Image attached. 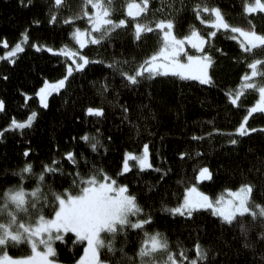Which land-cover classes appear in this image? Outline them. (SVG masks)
Here are the masks:
<instances>
[{
	"label": "trees",
	"instance_id": "1",
	"mask_svg": "<svg viewBox=\"0 0 264 264\" xmlns=\"http://www.w3.org/2000/svg\"><path fill=\"white\" fill-rule=\"evenodd\" d=\"M203 2L219 7L233 25H254L255 30L264 31V15L244 13V0ZM192 3L193 0H149L147 18H174L173 30L177 34H187L195 28L206 35L213 26L205 25L203 19H210L212 13L202 11L197 18L191 10ZM50 5L52 0H0V41H7L0 43V99L4 100V108L0 109V203L16 193V198L23 200L15 220L34 222L53 215L57 193L63 195L64 189L76 193L82 178H103L107 174L118 185H127L128 193L136 197L143 211L133 213L116 230L101 233L98 255L103 264H172L170 254L181 248L190 258L196 257L197 242L206 254L205 259L198 258V264H264V240L258 237L259 217L253 227L247 228L251 220L247 214L243 220L227 224L207 209L195 210L192 217L171 211L182 202L186 188L192 184L215 199L226 190L251 182L254 188L250 203L254 200L264 204V177L255 171L257 157L264 156V131L260 130L264 114H252L249 124L257 131L245 137L237 134V145L228 144L227 138L219 135L203 137L213 126H235L243 112L242 107L235 111L237 106L225 100V90L239 82V74L244 70L242 62L232 59L242 51L239 41L234 39L236 34L231 29H216L211 44L205 45L213 56V66L209 68L213 84L175 77L153 78L150 86L144 82L136 89L125 88L120 77L112 75L108 65L100 61L115 57L122 65L134 64L133 58L141 59L158 47L156 30L142 33L137 40L134 20L126 15V0H111L110 17L126 18L129 24L122 26L125 31L115 29V37L102 45H86L82 51L93 57L91 67L69 76L60 91L50 94L45 108L35 95L37 90L45 80L55 81L67 75L63 66L72 58L48 52L43 46L77 47L69 25L59 20L49 23ZM83 7L84 0H62L60 16L75 17ZM145 15L141 13L136 19ZM78 23L87 26L83 17ZM25 33L28 38L22 39ZM17 42H22L23 50L11 59L6 57L5 52ZM33 44L41 47L33 48ZM255 52L264 54L258 49ZM106 82V91L101 93ZM255 98L256 94L248 90L241 103H253ZM125 103L130 113L127 119L120 108ZM89 106L103 107L104 114L87 113ZM33 110L37 116L31 125L8 127L13 119H26ZM129 120L139 124V136ZM194 132L202 138H194ZM85 133L88 140L82 139ZM96 141L99 142L93 149L91 144ZM144 143L148 144L154 167L123 171L125 153L142 152ZM67 151L74 153L75 162L65 155ZM180 151L185 152L184 157L179 156ZM26 164L30 165L28 170ZM204 166L209 168L210 175L195 179ZM137 215L146 221L141 228L133 227ZM148 215L152 216L151 221L147 220ZM242 223L247 235L240 227ZM145 233H159L166 245H145ZM65 239L66 243L56 241L55 258L63 264H73L82 254L83 245L74 242L73 234H66ZM145 247L150 250L141 253ZM2 252L23 256L31 253V247L25 237L20 241L7 237L0 241Z\"/></svg>",
	"mask_w": 264,
	"mask_h": 264
},
{
	"label": "snow or ice",
	"instance_id": "2",
	"mask_svg": "<svg viewBox=\"0 0 264 264\" xmlns=\"http://www.w3.org/2000/svg\"><path fill=\"white\" fill-rule=\"evenodd\" d=\"M62 0H52L50 5L49 23H54L59 20L62 24L70 26V36L74 39L77 47H71L64 44L62 47L53 48L44 45L48 52L62 53L65 57H71L63 66L67 75H63L60 79L50 83L48 80L43 82L36 92L39 98V103L43 107H48V97L52 92H58L65 86L66 80L76 70H86V66L91 67L93 57L85 54L86 45H102L104 42L110 41L115 37V29L125 31L122 26L129 24V21L121 17L119 19H111V0L107 3L103 0H84L83 11L77 13L75 17L60 16V6ZM91 6V11L89 10ZM126 12L129 17L134 20V35L137 40L141 39L142 33H151L156 30L158 47L146 52L141 59L136 60L132 65L121 64L118 58L109 57L101 60L111 69L112 75H118L121 84L125 88L136 89L141 83L146 82L149 86L153 78L173 79L181 77L185 80L193 78L194 81H199L203 85L213 84V75L209 74L210 66H213V56L209 54V49L206 44H211V37L216 36V29H231L236 35L234 39L239 41V49L242 51L238 56H233L234 61L242 62L244 70L239 74V82L236 83L230 90H225V100L230 105H236L235 111L243 108L242 114L238 117L235 126L231 128H221L213 126L210 132H204L203 137H213L219 135L226 137V142L231 145H237L240 137L247 136L248 133L257 131V128L250 126L249 117L253 113L264 114V54L256 55L255 50L264 53V31L255 30L254 25L248 27L233 25L221 13L219 7H210L203 0H193L191 10L197 18L201 17V12L214 14V18L203 19L205 25H212L213 30L206 35H202L197 29L192 28L187 34H177L174 28V18H147L149 14V0H128L126 4ZM243 12L246 14L260 13L264 15V0H244ZM141 13H145V17H141ZM86 19L85 27L79 26V19ZM39 23V21H35ZM99 33V34H98ZM27 34H23L22 39H27ZM7 43V41H0ZM191 47L188 48L187 46ZM33 48H40L41 45L33 44ZM23 50L22 42H17L10 52L5 53L10 59L18 51ZM100 89L104 93L107 88ZM248 90H252L256 94L253 103L242 104L241 98L246 95ZM27 97V93H24ZM151 96V92L148 93ZM143 107V105H140ZM4 108V100L0 99V109ZM121 112L125 119L130 116L127 103L120 105ZM89 114L97 116L104 114V108L101 106L86 108ZM37 112L31 111L26 119H13L8 127L24 128L26 125H31L36 118ZM129 124L134 125L139 136V124L129 120ZM261 131H264V126H261ZM196 139H201L197 133H192ZM84 140L89 139L87 133L82 137ZM95 139V137H93ZM92 143L91 147L96 149L97 143ZM28 149H25L27 155ZM65 155L75 162V156L72 151H67ZM198 155V153H197ZM179 156L184 157L185 152L180 151ZM128 158H134L141 169H150L154 165L149 159V147L147 143L143 145V151L139 154L133 152L125 153L123 169L127 171L131 165ZM257 167L255 171L261 177H264V156L257 157ZM47 168L48 165H45ZM30 165H25V170H28ZM59 171V169H56ZM163 171V169H157ZM210 175L207 166L200 167L195 179L202 180ZM163 178V177H161ZM254 184L242 183L235 191L229 190L231 196L221 197L219 201L212 200L206 193L201 192L195 184L186 188L182 202L172 208L173 213H182L187 217H192L195 210L207 209L216 217L220 218L227 224H232L234 221L243 220L245 214L251 218L247 228H251L256 223V218H260L261 230L258 232V237L264 240V204H256L253 200L251 203V192ZM12 198H16L17 194L12 193ZM143 209L138 204L134 195H129L127 185L119 184L107 174L103 178H97L96 175H89L82 178L80 189L76 193L64 189V194L57 193L56 206L52 216L40 217V224L37 227L38 234H47V240L44 241L43 251L37 252L28 264H60L55 258L56 248L53 246V241H61L66 243V234H73L74 242H79L83 245V252L79 255L73 264H103L100 260L97 245L98 235L101 230H112L116 224H123L129 213H140ZM138 217V215H137ZM148 221L152 220V216L148 215ZM146 224L144 219L138 217L134 228H141ZM241 229L247 235L245 224L240 225ZM166 241L160 239V234L155 233L149 236L145 233L144 244H151L152 247H163ZM247 247H252L251 244H246ZM196 257H189L186 251L181 248L170 254L169 259L172 264H198L199 259H205L206 254L201 251V244L197 242L195 245ZM150 250L145 247L141 253ZM0 264L3 261L0 260Z\"/></svg>",
	"mask_w": 264,
	"mask_h": 264
},
{
	"label": "rangeland",
	"instance_id": "3",
	"mask_svg": "<svg viewBox=\"0 0 264 264\" xmlns=\"http://www.w3.org/2000/svg\"><path fill=\"white\" fill-rule=\"evenodd\" d=\"M103 2L107 3L108 0H103ZM127 2H128V0H126V4H127ZM110 14H111V12H110ZM126 15H127V12H126ZM110 18L113 19L112 17H110ZM211 18H214V14H212ZM11 50H12V48L9 49L8 51H6L5 53L10 52ZM6 57H8V56H6ZM49 82L52 83L54 81H49ZM136 154H139V153H136ZM149 159H150V156H149ZM128 161H129V164L131 165L130 168H132V167L140 168L138 162L134 158H128ZM123 164H124V161H123ZM122 170L125 171L124 169H122ZM199 190L201 192H204L201 189H199ZM229 190L235 191L236 189H229ZM229 190H226L223 194L219 195L215 199H213L209 194H207V193L206 194L212 200L218 202L221 197L227 198V197L231 196V192ZM14 200H16V201H14ZM22 200H23L22 197H18L16 199H12V198H10V199L9 198H3L2 199V201L0 203V241L4 242L7 237L15 238V239L20 241V240H23L25 237L27 239V241L29 242V245L31 247V253L28 255H23V256H13V255L7 254V252H2L0 254V260L3 261V264H28V262L32 260V258L35 256V254L37 252L43 251L44 241L47 240V234L41 235V234H38V232H37V227L40 224V218L37 219V221L29 222V223L24 222L22 220L21 221L15 220V217H16L15 215H17V211L21 207ZM133 213L134 212L129 213L127 215L126 220L123 224H126L130 220ZM123 224H116L112 230H101V232L98 235V241H99V238H100L101 233L103 231L116 230L117 228H119ZM22 235H24V237ZM55 243H56V241H53L54 247H55ZM97 252H98V245H97ZM60 264H63V263L60 262Z\"/></svg>",
	"mask_w": 264,
	"mask_h": 264
}]
</instances>
